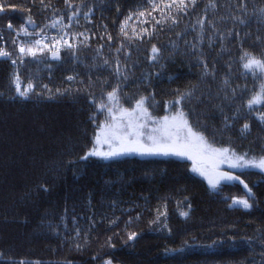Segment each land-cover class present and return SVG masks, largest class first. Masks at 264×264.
Masks as SVG:
<instances>
[{"label": "trees", "instance_id": "1", "mask_svg": "<svg viewBox=\"0 0 264 264\" xmlns=\"http://www.w3.org/2000/svg\"><path fill=\"white\" fill-rule=\"evenodd\" d=\"M69 2L72 8L65 0H0V47L12 54L11 59H0V264H264V172L219 169L240 176L251 189L248 199L253 206L245 210L229 207L233 198L247 196L240 184L221 182L212 190L207 179L191 171L193 161L187 158L132 154L80 159L93 147L98 126L110 122L97 104L106 101V93L117 83V107L131 109L140 97H151L154 107L149 112L155 117L173 114L181 106L166 104L197 86V95L205 94L202 102L194 100L184 111L193 110L191 123L199 120L207 126L209 142L249 158L264 156V124L257 119L264 105L251 112L246 107L260 92L264 72L245 73L240 61L243 50L264 58V24L259 22L264 0H245L247 15L236 11L239 0H216V9L207 12L210 0H198L187 15L173 12L178 17L175 25L166 18L167 10L152 11L149 0ZM77 9L80 14L70 28L49 26L61 17L67 24ZM140 11L145 17L137 19ZM229 13L247 23L221 19ZM129 15L125 35L120 29ZM205 15L217 22L220 33L231 30L240 38L226 39V51L220 52V35H213L206 23L199 43L196 21ZM29 18L35 28L26 23ZM144 19L148 23H141ZM9 23L16 33L22 27L33 34L52 32L75 47L60 45L59 60L46 49L35 58L23 57L21 63ZM144 28L152 34L137 36ZM74 33L88 39L73 40ZM210 37L216 41L213 48L208 47ZM192 44L205 54L209 66L216 64L215 81L201 78L203 66ZM153 45L161 49L158 62L149 59ZM118 65L127 80L114 74ZM14 72L22 86L30 80L37 85L28 99L16 96ZM68 76L76 79L69 81ZM225 77L231 85L229 96L232 89L236 92L230 102L223 92L216 96ZM65 88L72 91L56 92ZM234 114L236 119H231ZM245 123L250 128L242 134ZM131 233L136 237L129 241Z\"/></svg>", "mask_w": 264, "mask_h": 264}, {"label": "snow or ice", "instance_id": "2", "mask_svg": "<svg viewBox=\"0 0 264 264\" xmlns=\"http://www.w3.org/2000/svg\"><path fill=\"white\" fill-rule=\"evenodd\" d=\"M43 3V0H41ZM152 4V11H161L167 10L166 18H170L172 24L175 25L178 23V17L173 16V12L188 14L189 9H195L198 4V0H171V2H165V0H161L160 4L155 3V0H149ZM65 4L68 5L69 8H72V4L69 0H65ZM162 4V7H161ZM217 7L216 0H210L207 9L215 10ZM4 11V7L0 6V12ZM91 11V10H90ZM237 12H242L247 15L245 0H239V4L236 8ZM260 19L259 22L264 24V8L259 10ZM80 14V10L77 9L72 13L71 16L68 17V23L63 24V17L58 20H53L49 25L52 28H57L58 25H63L65 28H70L72 26V22L75 18ZM85 17L88 16V13H84ZM148 16H152V12H147ZM140 17H145V11L139 12ZM232 19L233 21L238 22L240 25H245L247 21L242 19L240 15H232L228 14L226 17H221V19ZM132 19V15H129L123 24L121 25V32L127 35L125 29L128 27V22ZM152 19H156L152 17ZM163 20H156V24H162ZM28 25L33 28L36 27L35 22L29 18L26 22ZM141 23H148L147 19L141 21ZM207 23L208 27L212 29L213 35L219 33L221 48L220 52L226 51L223 47V43L229 37L235 35L238 39L240 38V33H233L229 30L227 33H220L217 27V22L208 18L207 15L202 16L200 19L196 21V24L199 26V43H203L204 40V32L205 24ZM8 28L11 30L13 25L11 23L8 24ZM195 30V27H194ZM135 32V30H133ZM23 32L25 35H28L27 28H21L17 35ZM43 32V29H41ZM147 28L142 29V31L137 34L139 35H151ZM35 35L39 36L40 33H35ZM72 39L75 40L77 36H84L83 33H74L71 34ZM179 35V34H178ZM3 37L0 36V40ZM48 39V37H44L43 39H35L34 41H29L26 44H21L19 46L20 62L23 63V57H37L38 53H43L46 49L51 51L52 58L59 60V49L56 48L57 44L62 46H66L68 49H73L75 47L74 44L70 43L69 40L64 39L63 37H53L54 43L49 46V44L44 43V40ZM88 39L87 36H84V41ZM111 40V36L108 37ZM259 39V37H257ZM84 41H81L83 43ZM15 42V41H14ZM216 41L211 37L208 40V47L213 48ZM55 49V50H53ZM191 49L194 53L197 54V60L200 65L203 66L202 71V79L203 77L211 76L213 81L216 80V64L212 63L211 66L207 63V58L202 51H199L196 44L191 45ZM119 51V49H117ZM11 53L7 51L4 47H0V59H11ZM161 57V49H159L156 45H153L151 48L150 61L158 62ZM241 66L245 73H251L255 76L257 73L264 72V58L253 55L247 50H243L242 55L240 56ZM11 63L13 65L17 64V60L12 59ZM104 65L109 66V61L104 60ZM230 67V66H229ZM114 74L117 79L123 76L124 80L128 79V76L122 71L121 67L118 65L114 69ZM69 81H74L76 79L75 76H68L66 78ZM12 84L15 87L16 96L22 99H28L30 94L35 92L37 85L33 83L31 80L22 86L21 77L17 72L12 74ZM104 83H108L107 80ZM231 85L229 83V79L225 77L221 83L219 90L216 93L218 97L221 92L224 93L223 99L225 101H231V99L235 98L236 92L235 89H232L231 97L229 96L227 89L230 88ZM43 88L48 89L47 85H43ZM121 85L117 83L115 87L112 88V91L106 93V101H101L97 104L98 112H106L107 117L109 119V123H105L103 125L98 126V131L94 137L93 147L89 149L85 155L81 156V160H87L89 157H99L104 160L114 159L124 155H140V156H175L178 158H187L193 161V167L191 169L192 172L204 177L207 179L209 187L212 190H218L221 182L224 183H232L238 181L240 184L244 185V188L247 189V196L241 198H233L232 203L229 207L240 206L245 210L252 208V203H250L248 197L252 195L251 189L248 185L240 179V176L234 175L230 172H220L218 171L219 164L214 166V169L211 173H209L205 167L198 165L197 158H201V160L209 157H215L218 159L219 163H227L229 168L243 170L246 168H256L261 172H264V156H261L259 159L257 158H249L247 153L237 154L235 150L222 147L216 148L213 147L209 142L207 136L205 135L207 131V126L201 124L199 120L195 123H191L189 117L193 114V110L189 109L188 112H185L184 109L188 108L190 104L195 100L196 102H202L201 96L205 94L203 92L200 95H197L198 88L197 86H193L186 91L179 92L174 101H170L166 104L167 108H172L173 105H180L181 108L176 109L171 116H164L162 119L154 118L150 112L149 108L154 107L152 103L149 101L151 97L142 96L135 103V107L128 109L120 105V92ZM51 92V90H48ZM72 89H57L56 92L59 95H64L65 93L71 92ZM38 94V93H37ZM52 98L51 95L48 97ZM207 99L211 100V90L207 94ZM94 103V101H92ZM147 105V106H146ZM256 105H264V84L261 85L260 92L253 95L247 101V109L251 112ZM218 111L223 114V108L220 105H215ZM239 111V110H237ZM119 113V115H117ZM93 123H95V113L93 114ZM229 117L225 116V127H229ZM231 119H236V114L231 117ZM257 119L264 124V112H261ZM250 125L245 123L241 128V133H245L249 131ZM107 144V150H101V145ZM47 191V188H44ZM181 216H187V212H181ZM114 223V221H113ZM79 235V232L77 233ZM136 237V233H131L128 236V240L131 241ZM20 264H24L23 261ZM105 264H111V261H106Z\"/></svg>", "mask_w": 264, "mask_h": 264}, {"label": "built area", "instance_id": "3", "mask_svg": "<svg viewBox=\"0 0 264 264\" xmlns=\"http://www.w3.org/2000/svg\"><path fill=\"white\" fill-rule=\"evenodd\" d=\"M22 28H24V27H22ZM10 31L14 33V38L17 41L16 44H17L18 50H19V46L21 44H26L27 42L34 41L35 39H43L45 36L48 37V39L44 40V43L49 44V46H51L54 43V41L52 39L53 37H56V38L63 37L64 39H66L64 36L57 35V34H54L52 32L43 33V34H40L39 36H37V35H35V33L33 34V33H30V32H28L29 33L28 35H25L23 32H20V34L17 35V33L14 32L13 29H11ZM59 47H60V44H57L56 48L59 49ZM1 261L3 262V260H2V258L0 256V262ZM15 264H20V262H15ZM34 264H37V263H34Z\"/></svg>", "mask_w": 264, "mask_h": 264}, {"label": "rangeland", "instance_id": "4", "mask_svg": "<svg viewBox=\"0 0 264 264\" xmlns=\"http://www.w3.org/2000/svg\"><path fill=\"white\" fill-rule=\"evenodd\" d=\"M117 115H119V113H117ZM151 115H152V114H151ZM171 115H172V114H170V115H168V116H171ZM152 116H153V115H152ZM165 116H166V115H165ZM153 117L156 118V119H162L164 116H162V117H155V116H153ZM212 146H213V147H216V148H222V147L214 146L213 144H212ZM107 148H108L107 144H103V145H101V150H107ZM257 159H259V158H257ZM198 160H201V158L198 157V158H197V161H198ZM201 161H203V165H202V164H199V165L205 167V169H206L207 171L213 170V169H214V166H215L216 164H219L218 171H219V169H222V168L227 169V170H233V171L239 170V169H232V168H229L227 163H219L218 159L215 158V157L205 158V159H203V160H201ZM243 170H259V169H256V168H246V169H243ZM259 171H260V170H259ZM211 172H212V171H211ZM211 172H210V173H211ZM231 203H232V202H231ZM231 203H230V204H231ZM233 207H239V208H242V207H240V206H233Z\"/></svg>", "mask_w": 264, "mask_h": 264}, {"label": "water", "instance_id": "5", "mask_svg": "<svg viewBox=\"0 0 264 264\" xmlns=\"http://www.w3.org/2000/svg\"><path fill=\"white\" fill-rule=\"evenodd\" d=\"M235 182H237L238 184H240L238 181H235ZM243 188H244V185L243 184H240ZM245 189V188H244ZM246 190V192H247V189H245Z\"/></svg>", "mask_w": 264, "mask_h": 264}]
</instances>
